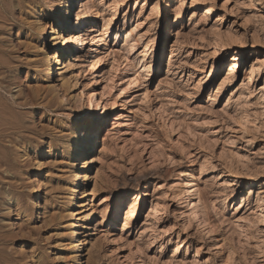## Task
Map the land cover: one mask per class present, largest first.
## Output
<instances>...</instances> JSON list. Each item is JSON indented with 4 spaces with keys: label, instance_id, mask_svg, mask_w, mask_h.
<instances>
[{
    "label": "rangeland",
    "instance_id": "1",
    "mask_svg": "<svg viewBox=\"0 0 264 264\" xmlns=\"http://www.w3.org/2000/svg\"><path fill=\"white\" fill-rule=\"evenodd\" d=\"M66 1L0 3V264H264V0Z\"/></svg>",
    "mask_w": 264,
    "mask_h": 264
},
{
    "label": "bare ground",
    "instance_id": "2",
    "mask_svg": "<svg viewBox=\"0 0 264 264\" xmlns=\"http://www.w3.org/2000/svg\"><path fill=\"white\" fill-rule=\"evenodd\" d=\"M6 2V0H0L1 4H4ZM73 0H67L66 1V9L65 12L63 13V18H65L66 20V26L68 29L71 25L73 26L70 18H68L69 16H73V12L71 9V5H72ZM17 6H18V10L25 15V18L23 20V22L26 24V26L28 25L29 27L32 28H39V30L41 29V32L44 33V35L46 34L47 30H46V26L44 25V23L41 22V12L42 9L40 7L37 6L35 0H17ZM18 11V12H19ZM211 12L210 7H206V14H209ZM6 15V14H5ZM14 16V15H13ZM24 17V16H23ZM19 20V19H18ZM22 20V19H21ZM23 23V24H24ZM82 23H84V26L88 24L87 20H84ZM24 24V25H25ZM22 26V25H21ZM33 30V29H32ZM38 30V29H37ZM35 31V30H34ZM78 44H83L82 42H79ZM53 46H56V42L54 41ZM79 45H77L75 47V49H78ZM43 49H41L42 51ZM56 57H58V53L57 54H47V58L49 59V71L51 72L52 70H55L54 72H56V68L58 67L57 65L59 64L58 62H56ZM58 61V60H57ZM49 73V72H48ZM86 134H83L82 136H85ZM98 136V133L96 134L95 137ZM98 138V137H97ZM91 140L92 137L90 136V134H88V139H87V143L83 144L81 142V145L83 147L84 152H87L91 149ZM77 152L75 151L74 155H76ZM75 228L78 226L77 224H74ZM81 242L78 240V244H80ZM80 248V246H78ZM78 248V251L80 250ZM72 252V251H71ZM74 252V251H73ZM81 256V255H80ZM75 256L72 255V253L69 255L68 254V260L63 262L64 264H69V262L71 264H74L75 261ZM67 258V257H66ZM81 259V258H80ZM63 260V259H62ZM79 263L82 262V260L78 261ZM76 264V263H75Z\"/></svg>",
    "mask_w": 264,
    "mask_h": 264
}]
</instances>
